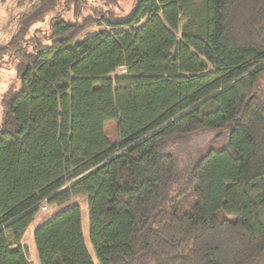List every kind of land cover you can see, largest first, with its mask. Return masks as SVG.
I'll use <instances>...</instances> for the list:
<instances>
[{
  "label": "trees",
  "instance_id": "1",
  "mask_svg": "<svg viewBox=\"0 0 264 264\" xmlns=\"http://www.w3.org/2000/svg\"><path fill=\"white\" fill-rule=\"evenodd\" d=\"M96 1L41 29L63 4L39 0L0 48L20 82L0 94V264H34L41 206L80 196L99 264H264V0ZM95 24L112 29L80 38ZM221 130L181 167L178 146ZM34 243L41 264H95L80 204Z\"/></svg>",
  "mask_w": 264,
  "mask_h": 264
},
{
  "label": "rangeland",
  "instance_id": "2",
  "mask_svg": "<svg viewBox=\"0 0 264 264\" xmlns=\"http://www.w3.org/2000/svg\"><path fill=\"white\" fill-rule=\"evenodd\" d=\"M59 1L61 2L60 4H63V6L57 5V7L53 11L49 12L46 15L44 21L37 23L35 27L40 26L41 29L46 28V26L50 24L52 17L56 15L63 16L65 20L73 19L72 12L69 13L67 12V10L69 9L66 6L67 0H59ZM37 2H39V0H6L4 2L0 10V48L7 47L9 45L10 41L14 37V34L17 32L18 23L20 22L21 17L25 13H27L30 10V8ZM135 4H136V0H119L118 6H113V7L109 6V7L114 9L113 11L114 15L118 17H122L129 14L132 11V9H134ZM99 5L100 4L97 3L96 0H86V3L83 6V9L81 10V16H88L89 14H93L94 11L92 9H94L95 6H99ZM97 8L100 9L101 7H97ZM104 9L106 8L104 7ZM111 29L112 27L95 24L92 27L85 30L80 35V38L87 37L89 35H92L100 31L111 30ZM41 34L42 33L40 32L39 35ZM4 64L9 65V62L5 61ZM15 64L16 63L14 62V66ZM118 76H121L120 71H118L116 74L115 73L110 74V77L113 78H116ZM19 86H20V82L17 78V75L15 74L14 69L9 70L7 68H4L0 70V94L5 92V90H7L8 88L11 87L18 88ZM260 86L261 88L259 92L263 93L264 76L261 78ZM105 133L110 141L114 143L119 141L118 124L115 120H111L105 124ZM227 138H228V131L226 130L206 132V133L202 132L191 138L189 141L181 144L176 148L178 154L182 155L181 167L183 168L186 165L190 164L194 159L200 157V155L206 152L209 148L220 147L225 145L227 142ZM168 151L169 150H165V152ZM72 204H80L82 210L84 207L87 210L88 203L86 197L84 196L76 197L72 201L62 206L59 207L54 206L51 209L41 211L37 218L41 217L42 220L33 221L34 222L33 229L35 230L41 224H43L44 222L48 221L51 217L56 215L58 212H60L61 210L65 209L66 207ZM29 228L30 226L28 227L23 240L28 246L30 259L35 264V261H33L32 259Z\"/></svg>",
  "mask_w": 264,
  "mask_h": 264
},
{
  "label": "bare ground",
  "instance_id": "3",
  "mask_svg": "<svg viewBox=\"0 0 264 264\" xmlns=\"http://www.w3.org/2000/svg\"><path fill=\"white\" fill-rule=\"evenodd\" d=\"M82 211H83V229H84L85 239H86L87 245L89 247V250H90L92 256L95 259V262H97V258H96L95 254L93 252V249H92V246H91V243H90L88 213H87V210H86L85 207L83 208ZM39 220H42V218L39 217L35 221H39ZM33 225H34V222L30 225V228H29V234H30L29 238H30V241H31L30 245H31L32 259H33V261H35V264H41L40 260H39V257H38V252H37L35 244H34V232L36 231L37 228L34 230L33 229Z\"/></svg>",
  "mask_w": 264,
  "mask_h": 264
},
{
  "label": "built area",
  "instance_id": "4",
  "mask_svg": "<svg viewBox=\"0 0 264 264\" xmlns=\"http://www.w3.org/2000/svg\"><path fill=\"white\" fill-rule=\"evenodd\" d=\"M6 0H0V10H1V8H2V6H3V4H4V2H5ZM120 75H125V74H127V68H126V66H121V68H120ZM118 71H116V72H114L115 74L117 73ZM45 210H47V206L46 205H42L41 206V211H45Z\"/></svg>",
  "mask_w": 264,
  "mask_h": 264
},
{
  "label": "crops",
  "instance_id": "5",
  "mask_svg": "<svg viewBox=\"0 0 264 264\" xmlns=\"http://www.w3.org/2000/svg\"><path fill=\"white\" fill-rule=\"evenodd\" d=\"M94 261H95V260H94ZM95 264H99L98 260H97V262H95Z\"/></svg>",
  "mask_w": 264,
  "mask_h": 264
},
{
  "label": "water",
  "instance_id": "6",
  "mask_svg": "<svg viewBox=\"0 0 264 264\" xmlns=\"http://www.w3.org/2000/svg\"><path fill=\"white\" fill-rule=\"evenodd\" d=\"M35 233V232H34Z\"/></svg>",
  "mask_w": 264,
  "mask_h": 264
}]
</instances>
